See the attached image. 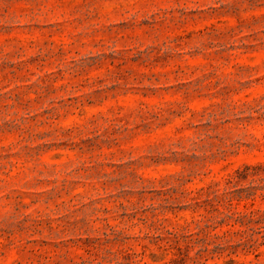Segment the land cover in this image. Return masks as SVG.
<instances>
[{
    "label": "rangeland",
    "instance_id": "obj_1",
    "mask_svg": "<svg viewBox=\"0 0 264 264\" xmlns=\"http://www.w3.org/2000/svg\"><path fill=\"white\" fill-rule=\"evenodd\" d=\"M0 264H264V0H0Z\"/></svg>",
    "mask_w": 264,
    "mask_h": 264
}]
</instances>
